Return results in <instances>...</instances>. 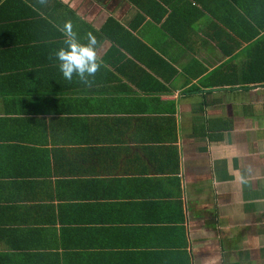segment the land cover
I'll use <instances>...</instances> for the list:
<instances>
[{
	"label": "crops",
	"instance_id": "0c3cea01",
	"mask_svg": "<svg viewBox=\"0 0 264 264\" xmlns=\"http://www.w3.org/2000/svg\"><path fill=\"white\" fill-rule=\"evenodd\" d=\"M0 264H264V0H0Z\"/></svg>",
	"mask_w": 264,
	"mask_h": 264
},
{
	"label": "clouds",
	"instance_id": "9594fccd",
	"mask_svg": "<svg viewBox=\"0 0 264 264\" xmlns=\"http://www.w3.org/2000/svg\"><path fill=\"white\" fill-rule=\"evenodd\" d=\"M46 2L47 0H40L41 4ZM57 30L64 37L63 46L50 54L49 59L58 61V71L65 80L72 82L75 76L81 84L91 87L96 74L102 67L98 57L97 38L88 32L84 35L86 43L81 42L79 33L74 29L70 19L57 26ZM235 179L241 185L248 182L244 174L238 175Z\"/></svg>",
	"mask_w": 264,
	"mask_h": 264
}]
</instances>
